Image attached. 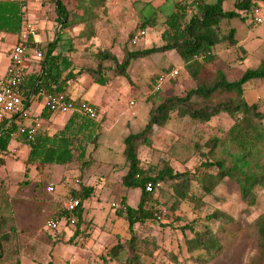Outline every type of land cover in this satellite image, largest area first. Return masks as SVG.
<instances>
[{"label":"trees","instance_id":"trees-1","mask_svg":"<svg viewBox=\"0 0 264 264\" xmlns=\"http://www.w3.org/2000/svg\"><path fill=\"white\" fill-rule=\"evenodd\" d=\"M56 9L58 23L67 22L75 16L84 24L85 37L90 39L95 34L93 21L96 19L93 11L96 6L102 5L105 0H87L88 7L77 14L72 10H66L60 0H53ZM225 0H214L205 3L200 0L197 13L191 14L187 19L186 6L176 3L174 11L169 13L163 20L161 39L164 42L160 46H152L146 49L125 50L121 59L109 50L97 52L98 65L94 70L78 69L73 71L69 61L55 54L57 41L52 40L38 46L42 51V57L38 59V70L26 76V83L20 87V93L27 106L31 96L38 90L45 92L67 93L70 82L75 81L81 74H89L92 81L104 86L110 81L107 71H111L112 77L121 76L130 81L128 66L132 60L148 55L175 50L184 64L188 76L193 85L184 91L182 95H170L159 97L157 100L150 97L151 107L148 110L146 121L136 132H129L123 136L122 154L126 162V171L120 177V183L127 189H139L140 194L136 206H129L125 200L121 203L126 205L124 211H115L127 224L129 237L124 242L118 241L107 250L108 258L115 259L126 247L127 258L121 264H153L146 260L151 258L157 249L156 242L146 236H139L134 231L135 224H143L154 218V210L151 205L147 206L148 195L152 192L145 191L147 182L167 184L178 180L185 184V188H173L175 200L172 209L177 208L180 200L186 199L190 192V178L186 171L173 169L169 162L164 161L160 167L148 166L143 168L138 157L140 146L150 147L152 135L156 127L166 126L172 116L178 119L187 118L194 124H205L212 118L226 114L232 119L231 125L225 131L223 137L211 136L204 142V146H195L204 158L203 169L205 170L199 183L200 189L211 194L216 186L225 178L233 181L239 190L241 200L246 204V209L256 203L255 190L264 191V112L259 111L257 105L245 99L244 92L246 83L252 79L264 80V60L260 61L255 69H247L237 79H228L226 73L217 69L213 73L206 74L207 65L214 60L213 49L224 40L223 48L228 49L237 42L234 38L233 29L228 33L221 34L220 23L222 20L238 18L246 20L253 9L264 0H235L233 8H224ZM148 17L140 24L154 23L156 17ZM22 14L19 4L15 0H0V31L19 34ZM110 61L105 67L102 61ZM24 75V73H23ZM25 80V77H24ZM72 99V98H70ZM77 105L80 101L72 99ZM79 130L84 133L89 131V137H82L72 131L67 124L54 134L47 136L39 133L33 143L28 144L29 149L24 160L25 164L39 165H66L82 160L85 157L86 146L90 141H95L99 136L97 128L99 121L91 120L80 115ZM4 119L2 123L5 121ZM0 124V151H7L11 133L16 131V125L11 123L3 126ZM82 137V138H81ZM84 143V144H83ZM235 148L234 153L225 150L226 145ZM206 151H202V149ZM203 149V150H204ZM217 149L225 150L230 157V164L225 158H214ZM0 157V163L2 162ZM91 188L83 184L78 190L73 191V196L86 199ZM80 208V205L77 209ZM80 218L79 211L75 212ZM76 222L75 226L79 223ZM233 223V218L222 210L215 209L205 215L199 229L191 223L183 225L182 231L189 230L191 237L184 239L186 250L194 260L204 264L216 259L223 251L220 234L226 231V226ZM217 223V225H214ZM249 236L257 251V257L248 264H264V211L256 216L249 225ZM6 238V237H5ZM4 250L0 248V257ZM50 264V263H47Z\"/></svg>","mask_w":264,"mask_h":264},{"label":"rangeland","instance_id":"rangeland-1","mask_svg":"<svg viewBox=\"0 0 264 264\" xmlns=\"http://www.w3.org/2000/svg\"><path fill=\"white\" fill-rule=\"evenodd\" d=\"M76 1L78 7L82 10L89 6L87 0ZM138 1L139 0H110L111 3H117L115 7H117L120 2L126 4L125 7L128 10L131 4H136ZM177 1L178 0H168L166 4L156 12L153 25L149 23L145 24V26H148L147 34L135 44L131 43V32L141 29L140 24L143 22V18L140 17L139 11L134 9L130 17L124 21L125 30L129 25L133 27L129 32L130 35L128 34V37L125 36L126 38L124 37L123 42L117 40L113 41L114 46L118 45V48L109 50L105 48L103 43L93 42V37L90 39L86 38L84 34V24L80 23L83 27L79 34L72 35V37L69 36L68 42H65L63 39L59 40L55 53L69 61L70 68L73 71L81 68L94 70L97 68L99 61L97 58L98 51L107 49L121 59L125 50L144 48L145 38L149 39L150 46H160L164 43L161 39L163 20L166 15L172 11V3ZM201 1L212 2V0ZM46 2L52 4L54 10H56L53 0H46ZM183 2L190 5L191 0H184ZM108 3L109 0H105L102 5L93 8V13L96 15V19L92 23L93 26L95 23L108 16ZM223 4L225 9L232 8L229 6V0H225ZM68 6H65L67 10L77 12L75 8L77 6L75 4L73 7L72 3ZM136 6L140 5L136 4ZM155 10V8L152 9L148 6L144 10V15L152 16ZM185 13V18L187 19L191 14L197 13V7L192 5ZM78 19L79 16H75L72 20L75 22ZM228 26L233 28L234 34L238 37L248 32L246 28H252V32L264 33V19L261 23L257 24L252 22L250 16L244 21L238 18L222 20L220 23L221 34H224L223 32L228 33ZM57 29L58 27H55V30ZM71 31L72 29H70V32ZM260 37L261 36L253 37V43H257V39H261ZM223 43L224 41L220 40L215 46L217 50L219 49V54L221 55L224 52H228V50L222 51L220 49ZM239 52L241 54L243 53L242 51ZM245 57L251 66L256 68L259 61L264 60V39L262 45L254 46L249 56L245 55ZM109 63V60L102 61L105 67H107ZM29 65L32 66L33 70L38 68L37 62L30 63ZM180 65V58L176 51L168 50L132 60L127 69L130 81H127L126 78L121 76L112 77L111 71L106 70L107 73L105 74L113 81V87L119 84L121 85H119L121 87L120 89H118L119 87L117 88V91L121 95L119 101L123 102L124 97H127L124 100L125 105H127L129 109H131L129 101H132L134 105H132V110L125 115L124 121L115 123L106 135L104 130L103 132L101 131L102 120L99 121L100 127L97 128L99 136L95 138V141L87 143L89 149L88 157H84L82 160L72 163L67 169L66 176L69 181L80 184L83 175L87 172L90 174L93 173L95 171L93 167H95L100 169L99 172L101 176L107 175L108 173L112 181H114L113 183H120L118 177H120V171L123 170L121 166H124L125 162L119 160L115 162L114 165L109 162L107 163V167H103V164L105 165L106 163L103 162L102 159L98 164L97 161L93 159V157L96 156V151L98 149L100 150L101 147L107 148L110 151H114L113 157L115 159V155L117 153L120 154V148H123L121 141L123 136L129 132L138 131L145 123L148 110L151 107L150 97L157 100L159 97L174 94L182 95L185 90L193 85L186 70L181 69ZM207 67L209 68H207L206 74L216 70L212 63H209ZM237 68L244 71L249 67L245 63H242L238 65ZM173 71H177V73L172 74ZM230 72L234 78H239L242 75V72H236L234 69L230 70ZM94 87L98 88H95V90ZM101 88V85L94 83L93 87L87 90L86 95L93 98L102 90ZM244 95L248 102L251 103L255 101L254 103L257 105L258 110L264 112V80L252 79L248 81L246 83ZM257 95H259L261 99H256ZM231 123L232 119L226 114H221L212 118L205 124L198 125L187 118L178 119L172 116L170 122L166 126L155 128L151 137L152 145L150 147L140 146L138 148V157L143 168H147L151 165L160 167L162 163L166 161L170 163L173 169L188 172L190 178V192L188 197L180 200L177 203L176 209H172L175 200L173 188H185L183 182L174 180L167 184L160 183V185L148 195L147 206L151 205V207L156 210V212H154V218L143 224L134 225V231H136L139 236H146L151 240L154 239L157 244V249L154 251L153 256L151 258H146L148 262L153 264H201L194 260L193 256L187 252L184 239L185 237H191L192 234L189 230L182 231L181 227L186 223H191L193 227L199 229L205 215L211 213L215 209L222 210L230 215L234 222H230L226 226V231L220 234V239L223 244L222 253L216 259L204 264H248L257 257V251L249 236L248 229L250 223L256 216L264 211V191L255 190L256 203L253 207L246 209V204L241 200L238 187L233 181L225 178L221 184L214 188L211 194L204 193L199 185L205 171L202 164L204 163V158L200 155V152H198L199 149L196 148L195 143L197 146H201L213 135L223 137ZM19 147H22V145ZM203 149L202 151L205 152L206 148ZM225 150L229 153L235 152V148L228 144ZM225 150L217 149L214 153V158H225L228 164H230L229 154ZM9 155L1 154L7 161L9 171L8 174H6H10V177L15 179H24L22 174L23 170L20 171L21 165H23L22 158H24V153L12 152ZM108 165H111L118 173H114L113 170H110L111 166L108 169ZM56 172L58 173V169ZM59 175L60 173H58L54 179H58ZM95 175H97V173H95ZM7 178L8 176H4V174L0 172V182L5 181ZM133 191L134 192L131 193H133L134 198L130 203L132 206H136L140 191L139 189ZM102 197L97 202V209L92 215L91 225L97 231H107L111 233H108L109 235L114 233L113 236H115V239L113 238L111 242H108L104 249L96 255L95 262L97 264H121L127 258V253L125 251L126 247L115 259L108 258L107 250L118 241L124 242L130 234L126 229L127 224L124 219L119 217L116 212L114 213L113 208L110 206L111 201L116 203L119 201L112 200L114 195ZM106 212L113 213L117 218L114 219L113 222L107 221L105 219ZM214 225H217V223ZM103 233L106 232L101 233V239L105 241L106 239L103 237L105 236ZM56 264L60 263L56 261Z\"/></svg>","mask_w":264,"mask_h":264},{"label":"crops","instance_id":"crops-1","mask_svg":"<svg viewBox=\"0 0 264 264\" xmlns=\"http://www.w3.org/2000/svg\"><path fill=\"white\" fill-rule=\"evenodd\" d=\"M60 1L64 7H67L71 3L73 7L75 4L77 6L75 7L77 10L76 13H82V9L78 7L76 0ZM167 1L168 0H139L136 4H139L140 6L131 4L128 10L125 7L126 4L120 2L119 5L115 7L117 3H111L109 0L108 16L104 17L103 20L98 21L94 25L95 34L92 38L93 42H101L104 44L105 48L109 50L118 48V45L114 46L113 41L117 40L123 42L124 37H128V34L133 27L129 25L125 30L124 21L130 17L134 9L139 11V15L144 21L150 17L144 15L145 8L149 6L152 9L155 8L156 10H159ZM183 1L184 0H178L177 2L172 3V11H174L176 3L180 2L181 6L184 5ZM212 2L214 1L212 0ZM234 3L235 0H229L230 7L233 8ZM262 4L264 5V3H259L258 5L260 6L261 14L264 19V6ZM186 7L187 10L190 5L188 4ZM25 16L37 29V33L33 38L36 46H41L52 40L57 41V46L59 40L63 39L65 42H68L69 36L72 37V35L79 34L83 27L78 21L73 22L72 19L63 22V24L58 23L56 10H54L52 4L46 2V0H32L28 5ZM55 27H58V29L55 30ZM144 28L146 29L147 34L148 26H145ZM70 29H72L71 32ZM229 29L233 28L229 27ZM246 30L248 32L243 36L238 37L234 34L237 43L228 49L223 48L225 43L223 40L224 43L220 49L222 51L228 50V52H224L221 55L219 54V49L217 50L215 47L213 49L214 60L211 63L216 70L220 69L226 73L228 79H237L231 75L230 70L232 69L236 70V72L244 73L245 70L241 71L237 68V66L242 63H245L249 67L247 69H255L248 62L245 55L249 56L250 52L253 51L254 46L262 45L264 39L262 36H264V33L252 32V28H246ZM131 33L130 37H132L134 31ZM223 33L226 34V32ZM258 36H261V39H257V43H253V37ZM17 37V33L0 31V76L6 69L8 53L16 43ZM144 45L145 47L142 49L152 47L147 38H145ZM57 46L55 50L57 49ZM239 51H242L243 53L241 54ZM34 62L35 61H28L23 68L25 77L22 84L23 87L26 83L25 75L28 76L38 70V68L33 70L32 66L29 65ZM180 63L181 69H184V64L181 60ZM112 84L113 81L110 80L106 85L101 86L102 90L99 91L93 99L92 97H88L86 92L93 87L94 82L89 74L84 73L75 81L70 82L67 90L70 98L78 99L79 101H88L97 108L98 120L96 121L102 120L101 131L103 132L104 130L105 135L110 129H112L115 123L124 121L125 115L132 110V105H134L133 103L130 106L131 109L125 105L124 100L127 97H124L123 102L119 101L121 95L117 90L121 88V85L119 84L120 86L117 85L113 87ZM95 88L98 87H94V89ZM256 99L261 98L257 95ZM28 108L30 109V113L41 117V134H45L49 137L53 136L60 132L67 124V126L69 125L72 131L78 135L80 133L82 137H89V131L87 133H84V131L80 132V120L78 118L81 114L76 111H70L67 113H50L44 108L43 97L38 94L31 96ZM6 122L7 121L5 120L2 125L5 126ZM22 122L26 123L27 120H22ZM20 145H22V147H19ZM28 146L29 145L24 141L23 137L16 134L15 137H12L9 141L7 151L3 153L6 155H9L12 152L24 153V158H22L23 165H21L20 169V171L23 170L22 174L24 179H15L10 177V174L7 175L9 171L7 161L0 154V157L3 159L0 163V172L3 173L4 176H8L5 181L0 182V248L4 250V255L0 257V264H56V261L60 264H97L95 262L96 255L104 249L108 242H111L113 238L115 239V236H113L114 233L109 235L111 233L107 231H97L91 225L92 215L97 209L98 200H100L102 196L114 195L112 200L121 202V200L124 199L127 205L132 206L130 202L133 201L134 196L131 192H134L133 190L135 189H127L120 183H113L114 181H112V178L108 173L107 175L101 176L99 172L100 169L93 167V170L95 171L91 174L87 172L83 175L80 183L89 186L91 190L86 199L82 200L77 195L80 198V208L76 210L79 211V223L74 227H69L61 222L58 229L54 231L47 230L44 226L45 221L50 218L61 217L63 205L70 197H75L72 193L74 190H78L80 184L69 181L66 176V171L72 163L58 166L55 164L43 166L39 164L26 165L24 160L28 153ZM113 153L114 151L101 147L100 150L98 149L96 151V156L93 157V159L97 161V164L102 159L103 162L106 163L105 165L103 164V167H107V163L109 162L112 163V165L119 160L125 162L122 148H120V154L117 153L115 155V159ZM88 155L89 149L86 146L85 157L87 158ZM110 166L108 165V169ZM110 168L114 173H118L115 171L116 169L112 168V166ZM121 168L123 170L120 171V177L126 171V162ZM57 169L60 175L58 179H54L56 175H58L56 172ZM95 173H97V175H95ZM120 177H118L119 181ZM49 185L53 187V191L51 192L46 190V187ZM116 218L117 216L113 215V213L106 212L105 219L107 221L113 222ZM102 232H106L103 233L105 235L103 236L106 239L105 241L104 239H101Z\"/></svg>","mask_w":264,"mask_h":264},{"label":"built area","instance_id":"built-area-1","mask_svg":"<svg viewBox=\"0 0 264 264\" xmlns=\"http://www.w3.org/2000/svg\"><path fill=\"white\" fill-rule=\"evenodd\" d=\"M19 4L20 12L22 14L20 21V31L16 43L12 46L8 53V63L5 71L0 76V124L6 119V125L11 123L16 124V131L11 133V137L20 135L28 144L33 143L37 135L41 131L42 120L39 115L30 113L26 102L23 100L20 87L24 82L23 68L28 61H37L42 57V52L35 45L33 38L37 33V29L27 20L25 14L29 3L32 0H15ZM194 5H199L200 0H191ZM251 20L254 23H261L263 17L259 5H256L251 15ZM146 35V29L141 28L134 32L131 37V43L135 44L139 39ZM173 71L172 74H176ZM43 97L44 108L50 113H67L76 111L79 114L91 119L98 120L97 108L88 101H80L77 105L73 100L67 98L63 93L45 92L38 90L36 93ZM133 102L129 101V105ZM22 120H27L26 123ZM1 154V151H0ZM159 183L147 182L145 184V191L153 192ZM46 190L51 192L53 187L51 185L46 187ZM80 205V198L78 196L70 197L62 207L61 217L50 218L45 221V228L50 231L58 229L62 222L66 226L74 227L78 221L75 212ZM111 208L114 211H124L126 205L121 202H111Z\"/></svg>","mask_w":264,"mask_h":264}]
</instances>
